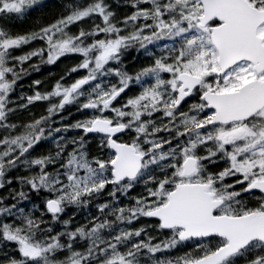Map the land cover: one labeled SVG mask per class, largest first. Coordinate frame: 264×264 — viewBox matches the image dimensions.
Returning <instances> with one entry per match:
<instances>
[{
  "label": "snow or ice",
  "instance_id": "snow-or-ice-1",
  "mask_svg": "<svg viewBox=\"0 0 264 264\" xmlns=\"http://www.w3.org/2000/svg\"><path fill=\"white\" fill-rule=\"evenodd\" d=\"M0 190V264H264V0H0Z\"/></svg>",
  "mask_w": 264,
  "mask_h": 264
},
{
  "label": "trees",
  "instance_id": "trees-1",
  "mask_svg": "<svg viewBox=\"0 0 264 264\" xmlns=\"http://www.w3.org/2000/svg\"><path fill=\"white\" fill-rule=\"evenodd\" d=\"M37 15H39V14H34V16H37ZM35 21H34V19H30L27 23H24V24H22V25H19L18 27H17V29L18 30H24V29H27V28H29V27H31L32 26V24L34 23ZM137 54H134L133 56H131L130 58H133V57H135ZM132 60V59H131ZM126 61V63H131L132 61ZM66 64H67V62L65 61V62H63V63H60V64H58V65H55V66H44V67H42L41 68V70L38 72V75L42 78L41 80H43V79H45V80H51L52 78V76L53 75H55L56 73H57V71H61V69H64L65 68V66H66ZM49 73V77L50 78H48V76H47V74ZM44 81V80H43ZM25 87H27L28 88V85H25ZM17 92H18V89H17ZM38 108H40V107H37V109ZM39 111V109L37 110V114H39L41 111H42V108H40V111ZM71 111H72V113H73V115L72 116H69L68 115V113L67 112H65L64 113V115L68 118V121L69 122H71L74 118L75 119H79V118H81L80 117V114L79 113H76L75 112V109L74 108H72L71 109ZM74 133H69L68 135L69 136H71V135H73ZM47 147H50V146H48V145H46V148ZM94 148H95V144H93V150H94ZM136 191H139V188L136 190ZM3 192V190L2 191H0V193H2ZM33 199L35 200V202L36 203H39V200L38 199H36V197L35 196H33ZM29 207H31V204H29L28 205ZM69 214H71V213H69ZM67 218V217H66ZM80 218V216L78 217V219Z\"/></svg>",
  "mask_w": 264,
  "mask_h": 264
},
{
  "label": "rangeland",
  "instance_id": "rangeland-1",
  "mask_svg": "<svg viewBox=\"0 0 264 264\" xmlns=\"http://www.w3.org/2000/svg\"><path fill=\"white\" fill-rule=\"evenodd\" d=\"M113 4L115 5V0H113ZM125 9H123V8H121V9H119L118 11L120 12V11H124ZM170 43V42H169ZM131 60V58L129 57L128 58V60H126V61H130ZM132 61V60H131ZM70 63H72V61H67V64H70ZM62 70V69H61ZM61 72V71H60ZM59 71H57V73L55 74L56 76H58L59 75V73H60ZM34 73V72H33ZM33 73L31 74V76H27V77H25L23 80H22V82L24 81V82H26V83H30L32 80H34V77H33ZM47 76H48V78H50L49 76V73L47 74ZM52 78V77H51ZM40 79H42V78H40ZM44 81H49L48 79L47 80H45V79H43ZM21 82V81H20ZM41 108V107H40ZM40 108H39V111H40ZM38 111V112H39ZM0 191H2V190H0ZM91 211L92 212H95L96 211V209L93 207L92 209H91ZM79 217V216H78ZM78 217H77V219H78ZM66 218V217H65ZM81 218V217H80ZM79 218V219H80Z\"/></svg>",
  "mask_w": 264,
  "mask_h": 264
}]
</instances>
